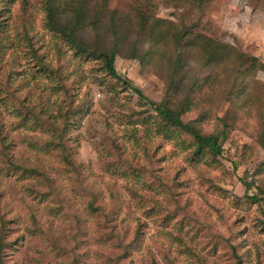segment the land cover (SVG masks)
<instances>
[{"label":"rangeland","instance_id":"1","mask_svg":"<svg viewBox=\"0 0 264 264\" xmlns=\"http://www.w3.org/2000/svg\"><path fill=\"white\" fill-rule=\"evenodd\" d=\"M43 4L0 0V264H264V0L54 3L87 51L115 48L119 75L222 136L219 156Z\"/></svg>","mask_w":264,"mask_h":264},{"label":"trees","instance_id":"2","mask_svg":"<svg viewBox=\"0 0 264 264\" xmlns=\"http://www.w3.org/2000/svg\"><path fill=\"white\" fill-rule=\"evenodd\" d=\"M56 0H43V7L44 12L46 14V22L50 29H52L55 32H61L66 40L70 43L71 47L74 49H77L78 51H81L85 55H90V57H94L93 59H103L102 67L105 70V72L112 78L118 80L123 84L124 88H127L131 91H133L135 94H137L138 98L143 101V106L145 108H151L155 112L158 113L160 117H162L166 122L167 125L173 126V127H179L184 133L190 134L195 141L198 150H208L210 154L213 156H219L222 154V146L220 144V135L217 134H210L205 135L203 134L199 129L192 126L191 124L184 123V121L181 118V113L175 106H170L167 103L161 104L151 101L149 98H147L141 89L134 87L130 81L124 79L119 73L117 72L116 66H115V60H116V49H111L108 53L101 50L99 55L95 52H91L90 50L87 51L85 46L76 41L75 35L77 32V27L79 25V19L77 23H71V27L68 26V28L62 29L60 25L55 22V11H54V3ZM82 18V17H81ZM151 27L153 29L155 28V24H153ZM161 35V33L159 34ZM183 39V36L181 37V40ZM181 41H177V45H180ZM175 59L170 65L171 74L173 78V82L177 83L179 78L181 79L182 76V61L184 62V57L187 56L186 53L183 52V50L179 48H175ZM208 62V61H207ZM205 62V63H207ZM223 134V133H222ZM247 190H249V186L247 187ZM253 200L257 201L259 200L258 197L254 196L252 197Z\"/></svg>","mask_w":264,"mask_h":264}]
</instances>
